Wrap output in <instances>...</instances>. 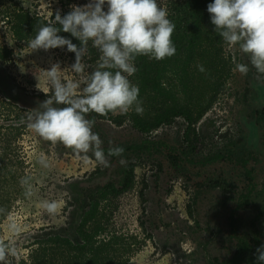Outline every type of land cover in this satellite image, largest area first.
<instances>
[{"label":"rangeland","instance_id":"obj_1","mask_svg":"<svg viewBox=\"0 0 264 264\" xmlns=\"http://www.w3.org/2000/svg\"><path fill=\"white\" fill-rule=\"evenodd\" d=\"M66 1L0 0V239L15 243L12 264H70L77 254L80 264H221L242 247L245 257L257 255L264 245V120L258 122L255 112L264 111V75L216 33L207 11L214 0L206 1L192 59L184 52L156 65L146 56V87L129 77L140 89L143 115L134 107L127 114L86 115L106 155L109 147L125 149L120 157H108L109 167L99 165L92 152L85 160L27 127L26 112L52 94L47 69L59 64L62 78L82 81L98 66L99 57L86 55L83 74H76L75 53L67 46L32 51L27 41L34 37L14 33L17 14L48 22L57 12L63 16L89 3ZM185 1L157 0L169 19L172 3ZM174 60L179 66H169ZM236 63L247 64L248 73L234 70ZM171 107L182 113L149 132L135 126L136 116L147 123ZM128 165L134 167L133 184L119 191ZM24 177L30 178L31 197L20 183ZM110 185L115 192L104 195ZM51 200L60 204L55 216L42 207ZM90 210L94 215L88 218ZM86 218L90 239L79 232ZM42 246L55 249L44 260L33 258L42 255L34 253Z\"/></svg>","mask_w":264,"mask_h":264},{"label":"clouds","instance_id":"obj_2","mask_svg":"<svg viewBox=\"0 0 264 264\" xmlns=\"http://www.w3.org/2000/svg\"><path fill=\"white\" fill-rule=\"evenodd\" d=\"M207 11L224 43L229 48L238 46L250 57L257 73L264 75V0H214ZM168 16L157 0H89L82 7H73L66 15L57 12L54 20L41 23L34 38L27 41L32 51L67 46V51L75 53L71 70L76 74L84 72L82 61L89 42L101 55L96 70L82 81L62 78L59 64L47 69L44 75L52 94L37 108L26 112L27 127L53 145L60 143L77 156L83 154L85 160L92 152L99 165L109 167L108 157H120L125 149L109 147L106 155L103 141L92 130L95 122L86 115L92 112L103 116L127 114L133 107L137 114L143 115L140 89L129 77L137 71L133 63L137 56L159 61L176 54L172 40L175 24ZM57 23L61 27H56ZM61 30L71 33L81 45L58 35ZM198 68L205 71L203 65ZM234 70L246 75L249 67L236 63ZM81 83L85 85L82 91ZM39 88L45 94L49 93L48 89ZM40 163L48 167L45 158L41 157ZM20 183L25 187V196L31 197L30 178H21ZM42 207L50 216L60 211L56 200L44 201ZM10 227L14 234H19L20 227L15 222ZM256 251L257 260L264 264V245ZM14 257H18L15 243L0 239V264H12Z\"/></svg>","mask_w":264,"mask_h":264},{"label":"trees","instance_id":"obj_3","mask_svg":"<svg viewBox=\"0 0 264 264\" xmlns=\"http://www.w3.org/2000/svg\"><path fill=\"white\" fill-rule=\"evenodd\" d=\"M73 0H67L65 3L72 2ZM83 1H89V0H83ZM206 1L207 0H187L183 3H172L170 12H172V15H170V20L175 24V30L172 36L173 43L177 49L176 54L178 57L183 56L184 52H187V58H191L193 50L195 49L196 44L199 43L198 41V36L200 37V29H201V23H202V13L204 10H206ZM14 17L17 18L16 23L14 24V33L21 39H25L27 32L30 33L33 37L36 35V30H38L39 26L41 23H47V20H45L41 16H35L33 18H30L28 12H22V14H17ZM30 23V26H29ZM56 27H61L58 23L55 25ZM189 31V34L186 35ZM58 35L64 36L68 39H71L74 44H77V46L81 45V42L76 38L71 35V33L60 31ZM88 57L90 56L92 60H97V57H100L101 53L99 52L98 49L94 48L91 44L88 45ZM175 54V56H176ZM137 63V71L132 75V77H136V79L141 83V85H144L146 87V84L148 83V78H149V70L151 69L150 62L146 56H137L136 59L134 60ZM164 60H159L158 62H155L156 65H159V63ZM169 66H179L175 60L174 64L169 63ZM168 67V66H167ZM188 66H185L183 70L189 73L187 70ZM114 71V70H113ZM151 71V70H150ZM158 74H161V67H158L156 70ZM139 78V79H138ZM143 88V87H142ZM216 89H218V86H216ZM179 113H182L181 110H178L176 107H171L168 109L166 112L154 117L152 120H149L147 123L143 122V118L136 116L134 118V121L136 122L135 126L139 128L140 131L142 132H149L150 130L157 128L160 126V124L166 120L171 115H177ZM257 115V121L260 122L264 120V111H259L257 110L256 112ZM190 120V117H188ZM191 152H194L195 147L190 146ZM128 172L129 174L125 177L124 179V184L123 188L119 189L124 190L126 188H129L132 186L133 181H134V167L132 165H128ZM248 176L250 175V171H247ZM221 187L223 186L222 184H219ZM113 189L111 190L109 187H105L103 189L104 195L107 193H113L115 192V188L113 185H110ZM94 215V210H90L88 213V218L92 217ZM86 218L81 226L79 232L84 236L86 239L91 238V233L88 232L87 230V219ZM67 241V240H66ZM55 246H52L51 248H48L46 246H42L40 248H37L35 252H41V256H35L33 254V258L36 259H43L47 257L48 252L51 249H55ZM49 250V251H48ZM50 253V252H49ZM244 253V248L242 247L239 251L238 254L233 257L231 260L224 261L221 264H241L242 261H245V264H260V262L257 260V255L254 256H248L245 257ZM46 254V255H45ZM81 255L77 254V256L72 257L71 259L68 258V262L70 264H80V259ZM45 259L44 261H40L38 264H45L46 263ZM64 261H66V258H64ZM215 261H218L216 258ZM37 264V263H35Z\"/></svg>","mask_w":264,"mask_h":264}]
</instances>
